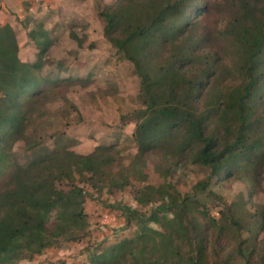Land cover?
Listing matches in <instances>:
<instances>
[{
	"label": "trees",
	"instance_id": "16d2710c",
	"mask_svg": "<svg viewBox=\"0 0 264 264\" xmlns=\"http://www.w3.org/2000/svg\"><path fill=\"white\" fill-rule=\"evenodd\" d=\"M205 12L202 0H118L103 11L107 37L139 78V106L130 114L138 155L167 173L201 166L206 175L192 193L166 183L138 187L137 203L151 211L123 207L127 223L137 226L133 236L93 251L90 264H264V213L243 219L227 206L217 218L197 196L211 182L254 184L264 167V0H239L238 17L225 31L234 45L229 63L194 23ZM30 36L44 49L51 44L42 27ZM19 48L13 26L1 24L0 174H10L0 185V264H25L59 239L88 233L85 188L76 184L48 198L40 180L49 163L116 159L114 144L87 155L68 145H36L28 160L10 162L47 82L37 73L43 61L22 60ZM108 185L116 193L125 183L112 178Z\"/></svg>",
	"mask_w": 264,
	"mask_h": 264
},
{
	"label": "rangeland",
	"instance_id": "374dc122",
	"mask_svg": "<svg viewBox=\"0 0 264 264\" xmlns=\"http://www.w3.org/2000/svg\"><path fill=\"white\" fill-rule=\"evenodd\" d=\"M118 0H0V25L9 23L16 31L19 56L27 62L41 59L38 76L47 82L46 94L34 105L24 134L15 142L10 162L32 157L36 145L50 149L71 146L81 154H91L98 145H115L116 159L105 164L101 159L90 164L78 159L49 163L40 180L51 199L64 196L73 185L85 188L88 233L77 241L59 239L43 253L25 264H90L93 251H102L137 229L127 223L123 207L149 213L151 206L137 203L138 187L166 183L181 193L193 192L194 185L206 173L201 166L165 172L160 162L138 155L132 138L135 121L130 114L139 106V78L133 64L123 59L107 37L108 21L103 15ZM206 7L199 18V33L206 35L210 48L225 63L234 57L233 39L225 35L226 26L238 17L239 0H202ZM47 31L51 44L44 49L30 36L40 28ZM10 170L0 174V185ZM124 182L116 193L109 179ZM264 167L257 182L230 180L211 182L197 196L207 202L211 215L233 207L243 219L264 213ZM212 191L211 194L209 191ZM219 195L218 197L214 195ZM55 213L49 222L54 227ZM154 227H158L152 223ZM260 237L264 232L260 231ZM211 233L210 241L214 238ZM209 264H213V259Z\"/></svg>",
	"mask_w": 264,
	"mask_h": 264
}]
</instances>
